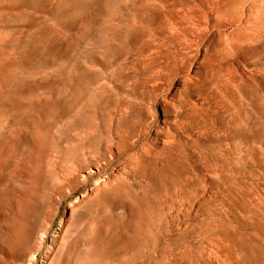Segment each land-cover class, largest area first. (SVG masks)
I'll return each mask as SVG.
<instances>
[{"label":"rangeland","instance_id":"374dc122","mask_svg":"<svg viewBox=\"0 0 264 264\" xmlns=\"http://www.w3.org/2000/svg\"><path fill=\"white\" fill-rule=\"evenodd\" d=\"M214 65L250 93L235 139ZM260 132L264 0H0V264H264Z\"/></svg>","mask_w":264,"mask_h":264},{"label":"bare ground","instance_id":"6f19581e","mask_svg":"<svg viewBox=\"0 0 264 264\" xmlns=\"http://www.w3.org/2000/svg\"><path fill=\"white\" fill-rule=\"evenodd\" d=\"M169 25L180 28L181 24L177 21H166ZM137 25V27H141L143 29V32L141 33V37H146L150 43L146 46L145 49L142 50V53L140 56L144 55L147 52L157 53V57L162 61V64H158L157 60L154 61V65L157 66L159 69L165 71V76L167 78H170L172 75L176 73H180L184 71L186 68V62L183 59V55L181 54L180 48H184V43H182V40L179 36L176 35H170L162 39L161 43H155L154 39L159 38V34L161 33V30L157 32H149L147 33L145 29L148 27L145 25L144 21H136V23L131 24V28L134 25ZM163 26V23H160V27ZM178 35L185 37L187 34L184 32V35L180 32ZM229 72V75L225 78H223L224 74L222 72ZM233 71L232 65L228 66H221V65H214L210 67L209 70V76H208V82L212 84L211 89H214L210 92V95L213 99L224 103L227 102L228 105L225 107V111L230 114V126L228 127L231 129L230 131V138H237L238 136L235 133V125L239 122H244L246 126L252 127L254 125V121L250 120L248 118V113H243L242 105H239L237 103V100L235 99V90H238V93L243 97L244 99L249 96L250 93L244 92L243 88L241 86V83L238 81V77L236 75H232L230 72ZM242 89V91H240ZM264 134L262 132L259 133V137H262ZM230 173L232 175V170L235 172L234 167L232 164H230ZM233 176V175H232ZM232 180V178L230 179ZM21 202L18 203V208L20 210H24V213H21L20 216L17 218V221L14 219L15 223L8 226L7 225V231L8 232H15L17 229H19V225H22L23 232L25 234H30L32 232V227H29L26 224L25 218L27 215V207L29 208V211H34L38 206L36 204L29 206L26 205L25 202V196L22 195V198L20 200ZM18 209V210H19ZM19 210V211H20ZM23 221L22 223H20ZM16 223L18 225H16ZM62 223L60 222L59 225ZM217 246V245H216Z\"/></svg>","mask_w":264,"mask_h":264}]
</instances>
